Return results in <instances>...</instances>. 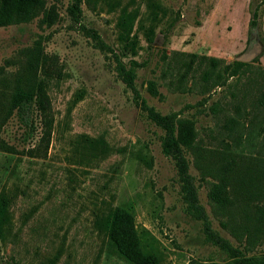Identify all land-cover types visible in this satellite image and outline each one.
<instances>
[{"label":"rangeland","instance_id":"1","mask_svg":"<svg viewBox=\"0 0 264 264\" xmlns=\"http://www.w3.org/2000/svg\"><path fill=\"white\" fill-rule=\"evenodd\" d=\"M74 1L48 0L57 14L51 26L38 16L0 27V66L6 72H14L24 52L35 47L60 72L41 75L53 116L45 157L26 152L41 135L37 115L28 139L16 115L0 129L18 150H0V264H129L108 241L115 207L133 216L141 247L157 264H232L225 250L205 239L202 220L187 210L176 161L162 151L164 131L117 76L108 48L126 64H140L135 85L141 97L159 113L191 122L198 144L229 142L235 118L242 123L240 148L264 155V0H81L72 14ZM255 7L258 17L251 25ZM131 13L128 29L124 16ZM85 29L95 30L106 48H98ZM250 40L260 41L262 51L241 76L223 85L200 79L209 64L205 57L221 66ZM176 60L190 61L197 70L183 86L176 84ZM186 157L212 229L237 245L212 214L208 183L191 155ZM263 252L258 246L249 254Z\"/></svg>","mask_w":264,"mask_h":264},{"label":"trees","instance_id":"2","mask_svg":"<svg viewBox=\"0 0 264 264\" xmlns=\"http://www.w3.org/2000/svg\"><path fill=\"white\" fill-rule=\"evenodd\" d=\"M80 1H74L69 9L70 13L74 14L79 10ZM38 16L41 22L51 26L57 17L54 3L48 5V0H0V27L27 23ZM257 17L255 7L251 10V25L256 23ZM124 18V26L131 29L135 14L125 15ZM85 32L98 48H106L95 30L85 29ZM108 49L117 76L131 90L133 99L140 104L147 117L164 131L162 151L176 161L187 210L202 220L205 239L225 250L232 264H264V252L259 256L249 254L258 246H264V155L252 154L240 148L243 143L240 132L242 123L231 118V130L236 134L231 136L229 142L221 141L220 145L213 148L198 144L191 122L178 118L177 113L161 114L141 97L135 85V68L140 64L133 59L126 64L117 52ZM24 56L23 64L14 72H6L0 66V129L12 115H16L18 122L25 128L24 138L28 139L36 130L34 116L37 115L40 119L41 135L37 144L26 152L30 156L45 157L50 144L53 116L43 77L59 76L60 72L52 68L50 57L40 47L24 52ZM205 60L209 64L201 70L200 79L204 83L212 81L214 85H223L229 78L241 76L249 66L248 62L236 60L221 66L216 58L205 57ZM178 62L179 66H175L176 84L183 86L186 77L197 70L190 61L176 60ZM196 79L192 74V80ZM150 85L155 93L153 84ZM0 150L18 152L1 135ZM187 153L191 155L200 179L208 183L207 197L212 214L237 245L234 246L212 229L205 209L198 202L194 177L189 173L190 161L186 157ZM107 236L110 245L127 263L157 264L155 255L142 249L133 216L125 209L115 207L111 211ZM186 264L199 262L190 260Z\"/></svg>","mask_w":264,"mask_h":264},{"label":"water","instance_id":"3","mask_svg":"<svg viewBox=\"0 0 264 264\" xmlns=\"http://www.w3.org/2000/svg\"><path fill=\"white\" fill-rule=\"evenodd\" d=\"M262 51V45L258 40H250L243 52L238 54L234 60L241 62L253 61Z\"/></svg>","mask_w":264,"mask_h":264}]
</instances>
